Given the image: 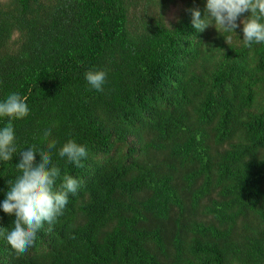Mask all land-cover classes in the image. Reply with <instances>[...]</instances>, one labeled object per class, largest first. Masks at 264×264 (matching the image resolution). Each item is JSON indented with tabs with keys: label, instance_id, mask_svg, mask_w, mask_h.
Here are the masks:
<instances>
[{
	"label": "trees",
	"instance_id": "trees-1",
	"mask_svg": "<svg viewBox=\"0 0 264 264\" xmlns=\"http://www.w3.org/2000/svg\"><path fill=\"white\" fill-rule=\"evenodd\" d=\"M205 4L0 0V101L29 107L18 151L46 150L49 130L56 187L80 182L26 254L0 238V264H264V44L242 25L197 32L188 10ZM68 139L84 167L59 157ZM19 160L0 161V203ZM14 218L0 209V227Z\"/></svg>",
	"mask_w": 264,
	"mask_h": 264
},
{
	"label": "clouds",
	"instance_id": "clouds-1",
	"mask_svg": "<svg viewBox=\"0 0 264 264\" xmlns=\"http://www.w3.org/2000/svg\"><path fill=\"white\" fill-rule=\"evenodd\" d=\"M191 24L197 32L209 26L235 33L242 25L243 43L251 47L253 43L264 44V0H206L204 15L199 9H189ZM244 13L248 15L237 23ZM85 79L92 89L103 91L106 71L89 69ZM29 115L26 99L13 92L0 101V118H8L0 128V161H10L17 153L20 156L16 168L21 173L14 181H8V191L0 203V209L14 215L11 228L0 227V238L6 240L16 257L26 254L37 239L38 231L44 223L55 224L68 204L69 194L76 195L80 182L68 174L62 177L59 188L56 181L61 177L60 169L52 164V151L57 142L49 140L50 131L45 130L41 139L46 142V150L37 145L19 150L16 144L14 119ZM39 160L35 159L36 154ZM61 158L77 168L84 167L81 162L88 157V149L73 139H68L58 150Z\"/></svg>",
	"mask_w": 264,
	"mask_h": 264
},
{
	"label": "rangeland",
	"instance_id": "rangeland-1",
	"mask_svg": "<svg viewBox=\"0 0 264 264\" xmlns=\"http://www.w3.org/2000/svg\"><path fill=\"white\" fill-rule=\"evenodd\" d=\"M175 11V8L174 7H171L167 10L166 14H167V17L170 18L172 15H173V12Z\"/></svg>",
	"mask_w": 264,
	"mask_h": 264
}]
</instances>
